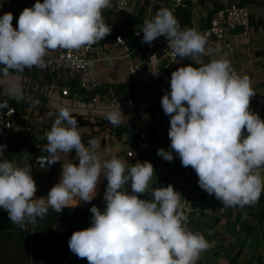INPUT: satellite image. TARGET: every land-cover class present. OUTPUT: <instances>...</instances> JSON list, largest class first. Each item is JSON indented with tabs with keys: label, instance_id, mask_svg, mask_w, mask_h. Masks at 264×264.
Listing matches in <instances>:
<instances>
[{
	"label": "clouds",
	"instance_id": "9594fccd",
	"mask_svg": "<svg viewBox=\"0 0 264 264\" xmlns=\"http://www.w3.org/2000/svg\"><path fill=\"white\" fill-rule=\"evenodd\" d=\"M111 0H36L19 15L13 27L11 12L0 16V73L23 72L33 67L45 69V57L51 51L69 54L91 49L111 33L103 10ZM142 44L151 45L166 37L180 61L205 54V34L182 28L173 12L161 8L143 22ZM153 55L151 58H155ZM158 77L159 73H152ZM170 92L165 91L161 107L170 117L169 150L157 155L191 167L198 176V186L214 195L225 208L254 207L264 192V120L250 110L256 95L247 75L240 76L231 62L221 57L199 67L189 64L172 72ZM11 99L24 98L18 84L8 88ZM39 104L36 100L33 106ZM8 101L0 108H8ZM46 133L47 156L37 158L42 166L60 163V153L75 151L76 163L61 166L59 182L46 197L35 198L36 182L29 164L17 165L0 144V208L21 231L38 227L49 209L60 214L75 201L91 204L101 174L107 181L101 211L93 205L91 226L73 232L68 247L88 264H197L212 244L199 232L189 230L188 217L181 203V193L173 185L151 187L153 165L144 161L126 168L119 158L101 162L96 153V139L82 142L78 121L69 108H61ZM123 114H107L108 121L119 127ZM245 131L247 135L245 136ZM130 185V190H126ZM147 196L148 199H141Z\"/></svg>",
	"mask_w": 264,
	"mask_h": 264
},
{
	"label": "crops",
	"instance_id": "0c3cea01",
	"mask_svg": "<svg viewBox=\"0 0 264 264\" xmlns=\"http://www.w3.org/2000/svg\"><path fill=\"white\" fill-rule=\"evenodd\" d=\"M40 2L43 3V0ZM239 2L240 0H198L192 6V29L207 26L211 19L210 16L216 9ZM35 3L36 0H0V16L11 12L14 16L13 27L16 28L21 12L25 8H31ZM245 6L251 14L249 27L238 29L227 40L208 41L205 54L193 61L191 58L180 61L179 58L175 64L164 70L159 82L142 89L140 95L134 100H116L111 87L125 83L132 78V66L152 51L154 42L151 45L140 43L138 48L134 47L135 38L132 35V29H127V24L131 20H138L140 23L150 20L161 8H167L173 12L163 0H130V9L125 12L116 10L114 0H111V5L103 10L104 19L110 25L111 33L95 45L101 51L100 60L95 66V73L100 81L101 89L107 88V92L100 94L96 103H93L90 98L88 102L84 101L86 97L84 94L64 97L60 89L54 86L47 77L46 68L41 69V73L37 75L30 72H11L8 77H4L0 73V103L7 100L10 106L13 101H16L8 95V88L12 83L21 87L23 99L32 103L39 101L34 110H29L28 114H23L22 117L19 116L16 119V125L10 138L7 141L0 140V144L7 145L4 153L7 159L17 165H31L32 177L38 189L35 198L46 197L49 190L59 182L63 164L69 162L78 164L77 158L67 156L66 153H60V163L51 167L46 168L42 166L43 163L36 162L38 157L48 155L44 150L45 145L38 143L37 140L45 137L49 131L44 125L49 113L57 115L61 108H69L75 117L94 122L96 119H106L109 112L120 108L124 116L122 122L133 119L136 131L142 140L149 135V123L136 113L158 105L161 110L156 114L157 141L150 150H144L149 158L139 161L138 153L141 142L133 144L136 150L124 152L120 144L125 142H118L107 129L95 138L99 143L95 151L100 156L101 162L116 157L125 163L126 168H129L137 162L148 161L155 170L151 186L156 188V185H173L174 189L181 193V203L186 193L189 194L195 208L190 217L189 230L201 233L212 244L208 251L201 254L197 264H230L235 257H238V264H254L264 257V220H261L264 217V192L254 207L225 208L220 201H213L201 188L196 187L188 191L185 172L189 167H182L180 159L174 152L175 158L172 162H167L157 155V150L160 148L169 150L170 140L167 133L170 127V117L164 114L161 99L165 91L170 92L169 83L172 72L180 67L189 64L199 67L213 59L225 57L231 62L238 75H247L251 80V86L256 95L251 99L250 108L257 110L264 108V98H261L264 96V0H257L256 3ZM181 27L188 28L182 25ZM119 37L122 38L124 44L117 42ZM132 47H134L133 50H131ZM61 51L62 49L51 51L44 58L45 61L48 62L57 57ZM5 109L0 108V111ZM54 119L55 115L52 118L53 122ZM144 128V131L140 130ZM79 131L85 136L93 131L100 132L98 127L91 128L85 125L80 126ZM30 137L33 138V145L26 148V158L19 160V153L24 149V142ZM129 153L133 154L132 158L129 157ZM179 173L184 175L185 183L184 180L178 179ZM106 186L107 181L101 174L96 189V198L91 204L80 202L76 205L75 201L69 203L68 208H85L90 214L88 219L90 224L87 225L86 222L84 227L77 225L79 230L91 226L89 209L93 205L101 211L106 207V202L95 203L100 195H104ZM126 190L131 192L130 185ZM140 198L148 199L149 197L141 196ZM51 212L52 210L49 209L48 215L43 221H38V227L35 229L29 226L28 230L21 231L8 219V213L0 208V264H53L52 261H60L62 255L52 252V248L57 241L67 243L58 238L67 233L69 224L63 220L51 224ZM252 229L255 231H251ZM252 237L259 239L260 245L255 244V239L251 241ZM253 245L256 247H252Z\"/></svg>",
	"mask_w": 264,
	"mask_h": 264
},
{
	"label": "built area",
	"instance_id": "2783aa9c",
	"mask_svg": "<svg viewBox=\"0 0 264 264\" xmlns=\"http://www.w3.org/2000/svg\"><path fill=\"white\" fill-rule=\"evenodd\" d=\"M167 3L173 12L180 9H188L193 6L198 0H163ZM114 7L120 12H125L130 9V0H114ZM251 23V14L246 6H241L239 3L230 4L225 8L215 11L209 24L205 27L194 29L202 34H205L207 41L220 42L229 39L238 29H245ZM141 29L140 24L132 27V33L137 38L143 39V33H136ZM119 44H124L121 37L117 39ZM169 45L166 37H159L154 41L153 49L149 54L133 65L131 68V76L137 81L140 89H145L155 85L163 77L164 70L175 64L179 57L174 55L173 50ZM155 55V58H151ZM101 51L93 45L91 49H81L77 52L69 54L66 50L49 60L46 72L54 86H57L64 97H71L72 86L77 85L83 91V94L90 98L93 103H96L97 93L101 89L100 81L95 73L96 63L100 60ZM152 73H159V76H153ZM19 117L16 108H9L0 111V140L7 141L15 127L16 119ZM247 135L245 131V136ZM140 150H150L152 144L145 141H139ZM138 142V143H139ZM129 157H133L129 153ZM37 162V159H36ZM38 163V162H37ZM43 163V162H40ZM185 177L188 182V191L198 187V176L195 171L189 167L185 172ZM205 192V191H204ZM213 201H216L214 195L210 196ZM185 214L188 217V225L190 226V217L195 211L194 205L188 193L182 202Z\"/></svg>",
	"mask_w": 264,
	"mask_h": 264
},
{
	"label": "trees",
	"instance_id": "16d2710c",
	"mask_svg": "<svg viewBox=\"0 0 264 264\" xmlns=\"http://www.w3.org/2000/svg\"><path fill=\"white\" fill-rule=\"evenodd\" d=\"M257 0H240L239 4L241 6H245L247 4H254L256 3ZM221 9V8H220ZM220 9H216L215 11H218ZM215 11L212 13V15L210 16L212 18V16L214 15ZM173 14L176 16V18L180 21V24L182 26H186L188 28H193L192 26V7L188 8V9H180V10H176L175 12H173ZM211 20V19H210ZM140 24L141 28L143 26V23L140 21H136V20H131L127 25L129 30L132 29V27L136 24ZM210 22V21H209ZM208 22V24H209ZM128 33V31L126 32V34ZM133 35V33H132ZM134 36V35H133ZM134 42L135 45L134 47H139L140 43L142 41V38H137L134 36ZM131 50H133V48ZM264 67V66H263ZM32 73L37 75L38 73H41V69L40 68H36L33 67L32 69H25L22 73ZM48 75V74H47ZM49 78V76H47ZM111 90L113 92L114 98L118 101H123V100H134L136 99L140 93H141V89L138 86L137 81L132 77L131 79H128L125 83H121L117 86H113L111 87ZM107 92V88H102L99 91H97L98 94H102ZM73 94H81L83 95V91L81 89H79V87L77 85H73L72 86V91H71V96ZM261 98H264L261 97ZM84 101H89L90 99L88 97H84L83 99ZM16 108L18 111V114H25L26 111H32L35 109V106H33V103L30 101H27L25 99H22L20 101H13L10 106L8 108H6L5 110L9 109V108ZM160 108L158 107V105H153L152 107L147 108L146 110L137 112L136 115L141 116L142 118L146 119L149 123V135L146 139H141V136L137 133L136 128H135V123L133 119H130L128 121L122 122L120 124L119 127H114L109 121L108 119H103V120H99V122H90V121H84L81 117H75L78 121V125L80 126H89L91 128L94 127H98L100 132H104L105 130L109 129L110 133L117 139L118 142H125V143H130V144H138L139 141H145V142H149L152 144H155L157 141V135H156V114L160 112ZM251 111H253L254 113L258 114L260 116V118L262 120H264V108H261L259 110L254 109V108H250ZM135 115V116H136ZM53 116L49 117L46 116L45 118V127L47 129H51L53 121H52ZM81 137H82V142L85 144V146L88 145V142L92 139H95L97 137V134H95V131H93L91 133L90 136H85L83 135L81 132ZM85 138H88L87 140H85ZM38 143L46 145L47 144V139L46 136L43 137L40 140H37ZM74 151V150H73ZM138 158L139 161L144 160V159H148L149 155L146 154V152L144 150H140L138 153ZM103 194L100 195L95 203L96 204H102L104 203V199H103ZM90 217V214L88 211H86L85 208H66L62 211V213L57 214L55 213L53 210L51 212V224H54L57 221L63 220V221H67L69 224V228L67 229V233L62 236L59 237V240H64L67 243L64 242H56V244L53 246L54 248H52V252L63 255L64 259L62 261L61 264H88V261L86 259H79L77 258L73 253L70 252L69 247H68V240L70 239L71 235L73 234V232L78 231L79 227H82L84 225V223L86 222V220H88ZM261 220H264V217L261 218ZM251 231H255V230H251ZM238 257H235L230 264H238ZM254 264H264V261L262 259H260L258 262L254 263Z\"/></svg>",
	"mask_w": 264,
	"mask_h": 264
},
{
	"label": "rangeland",
	"instance_id": "374dc122",
	"mask_svg": "<svg viewBox=\"0 0 264 264\" xmlns=\"http://www.w3.org/2000/svg\"><path fill=\"white\" fill-rule=\"evenodd\" d=\"M15 108V107H14ZM25 114H28V111H26V113ZM30 115V114H29ZM58 115V114H57ZM19 116L20 117H22V114H19ZM30 116H32V115H30ZM103 120V119H102ZM96 122H99V120L98 119H96L95 120ZM91 122V121H90ZM45 125V124H44ZM47 129V128H46ZM49 130V129H48ZM141 131H144L145 130V128L144 129H140ZM95 134H97V136L98 135H100L101 134V132H95ZM91 135V134H90ZM90 135H88V136H90ZM88 138H85V140H87ZM30 145H33V138L32 137H30L29 139H27V141L26 142H24V149L22 150V151H20V153H19V160H23V159H25L26 158V154L25 153H27V147L28 146H30ZM120 147H121V149L124 151V152H126V150H136V147L133 145V144H130V143H121L120 144ZM66 155L67 156H73L74 158H76L75 157V151H73V152H71V153H66ZM178 179H182V180H184V183L186 182V179H185V177H184V175L182 174V173H179V177H178ZM151 187H153V186H151ZM156 187H160V185H156ZM153 188H155V186L153 187ZM178 190H180L181 191V189L180 188H178ZM208 202H211V200H207ZM211 203H214V202H211ZM87 222V225L88 224H90V221H86ZM86 222L84 223V224H86ZM85 226V225H84ZM83 226V227H84ZM86 228V227H85ZM84 228V229H85ZM83 229V230H84ZM255 239V244L256 245H260V241H259V239H256V237L254 238V237H252L251 238V241L252 240H254ZM256 245H253L252 247H256ZM63 259H64V256L62 255L61 257H60V261H52V263L53 264H56V263H62V261H63ZM263 261H264V257H262L261 258Z\"/></svg>",
	"mask_w": 264,
	"mask_h": 264
},
{
	"label": "water",
	"instance_id": "95a60500",
	"mask_svg": "<svg viewBox=\"0 0 264 264\" xmlns=\"http://www.w3.org/2000/svg\"><path fill=\"white\" fill-rule=\"evenodd\" d=\"M37 135H38V134H37ZM37 135H36V136H37ZM205 193H206V192H205ZM193 232H194V231H193Z\"/></svg>",
	"mask_w": 264,
	"mask_h": 264
}]
</instances>
